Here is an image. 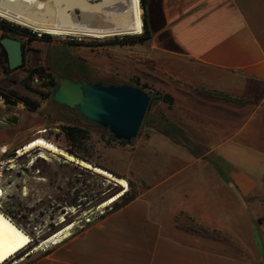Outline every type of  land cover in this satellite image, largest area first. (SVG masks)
<instances>
[{
	"label": "rangeland",
	"instance_id": "1",
	"mask_svg": "<svg viewBox=\"0 0 264 264\" xmlns=\"http://www.w3.org/2000/svg\"><path fill=\"white\" fill-rule=\"evenodd\" d=\"M87 1L96 4L102 0ZM152 6L148 4L146 18L153 38L144 44L117 41L125 36L139 35L97 39L48 34L51 38L44 40L41 35L47 33L28 28L36 37H18L24 45V66L14 70L4 62L0 46V118L19 119L16 124L0 127V187L3 190L0 210L11 214L12 219L32 235L34 244L68 225H73L68 234L82 231L89 224L85 221L87 218L92 222L105 212L98 206L123 188L93 169L40 148L19 154V149L38 137L65 151L72 146L61 131L62 125L69 124L54 119L44 110L48 100L59 107L54 101L57 88L51 86V81L58 85L68 75L90 76L105 82L139 84L151 94H169L168 88L179 87V81L161 65L163 51L157 32L162 21L158 6L154 5L155 10H151ZM76 12L80 13L79 10ZM30 74L34 76L30 77ZM205 92L217 104H225L226 111L231 112L230 117L224 118L222 132L200 131L199 117L195 113L184 114L193 135L177 132L170 126L168 117L177 118L182 106L177 107L175 99L172 106L153 100L145 123L143 121L138 136L131 143L114 140L107 129L90 122L82 114L77 115V120L70 125L80 124L89 130L87 139L73 148L114 176L127 180L129 190L126 193L129 195L144 189L153 173L160 175V166L167 163L179 165L200 159L225 169L228 178L242 172L255 182L254 191L247 200L255 220L264 224V95ZM28 101L31 105L40 104V107L30 109L26 105ZM219 134L226 136L223 141L232 140L255 148L257 152L246 157L258 169L246 171L239 166H230L217 152L209 153L210 146L222 141L217 138ZM186 137L192 140L190 145L194 142L203 149L192 151L187 148L184 145ZM43 153L45 156L42 157ZM47 246L26 257L22 253L4 264H48L46 257L52 248Z\"/></svg>",
	"mask_w": 264,
	"mask_h": 264
},
{
	"label": "crops",
	"instance_id": "2",
	"mask_svg": "<svg viewBox=\"0 0 264 264\" xmlns=\"http://www.w3.org/2000/svg\"><path fill=\"white\" fill-rule=\"evenodd\" d=\"M149 3L162 21L161 65L179 81L167 92L182 109L168 119L190 132L184 114H197L200 131H224L231 112L205 91L264 95V0ZM217 138L222 141L209 153L230 166L258 169L246 157L255 148ZM159 170L130 202L113 209L118 199L82 231L44 243L52 248L48 264H264V224L247 200L254 180L242 172L225 177V169L200 159Z\"/></svg>",
	"mask_w": 264,
	"mask_h": 264
},
{
	"label": "bare ground",
	"instance_id": "3",
	"mask_svg": "<svg viewBox=\"0 0 264 264\" xmlns=\"http://www.w3.org/2000/svg\"><path fill=\"white\" fill-rule=\"evenodd\" d=\"M76 10H79L77 14ZM0 17L7 21L29 28L35 32L50 34L54 37H91L97 39L143 33V9L141 0H102L91 4L87 0H0ZM40 148L76 160L75 156L57 147L43 137L35 138L19 149V154ZM45 156L44 153L41 155ZM101 175L114 179L123 188L103 201L98 208H104L120 199L128 190L127 180L112 175L107 170L83 162ZM3 190L0 187V198ZM73 225H68L38 244L32 235L10 216L0 210V264L18 255L23 257L37 251L44 243L54 241L60 234ZM58 241V240H57ZM22 257V258H23Z\"/></svg>",
	"mask_w": 264,
	"mask_h": 264
},
{
	"label": "water",
	"instance_id": "4",
	"mask_svg": "<svg viewBox=\"0 0 264 264\" xmlns=\"http://www.w3.org/2000/svg\"><path fill=\"white\" fill-rule=\"evenodd\" d=\"M142 9L144 10L143 7ZM0 43L7 52L9 68L14 70L22 66L24 62L22 41L12 36H3ZM150 100L147 92L128 84L104 86L89 84L86 81L76 82L70 78L62 79L54 93L55 102L77 108L87 120L107 129L114 139L127 143H131L138 136ZM5 118L8 116L0 118V127L5 126ZM18 120V117H14L11 122L16 124ZM75 158L76 160L66 159L88 168L82 164L86 161ZM109 179L118 184L116 180Z\"/></svg>",
	"mask_w": 264,
	"mask_h": 264
},
{
	"label": "trees",
	"instance_id": "5",
	"mask_svg": "<svg viewBox=\"0 0 264 264\" xmlns=\"http://www.w3.org/2000/svg\"><path fill=\"white\" fill-rule=\"evenodd\" d=\"M149 4V0H141V5L142 7L145 9V17L143 19V22H144V32L142 33V35H139V36H125L124 38L122 39H119L117 41H127L131 44H144L145 42H148L150 40H152L153 38V35L148 27V20L146 18V9H147V6ZM0 31L2 32V37L3 36H12V37H15V38H18V37H24V36H31V37H36V34L35 33H32L28 28H25V27H22L18 24H14V23H11V22H8L7 20H0ZM41 38L42 39H50L51 36L48 35V34H43L41 35ZM0 46L3 48V46L1 45L0 43ZM23 48H24V45H23ZM3 55H4V62L8 63V56H7V52L6 50L3 48ZM24 66V62L22 64V66L20 67H23ZM35 72H38V70H35ZM34 74H30V77H33ZM124 84H127V83H117L116 85L117 86H120V85H124ZM59 85V84H58ZM58 85L57 83H55L54 81H51V86H53L54 88H58ZM131 86H134V87H137V88H140L142 90L145 89V86H141L139 84H132ZM145 91V90H144ZM146 92V91H145ZM147 94L151 97V100H150V104H149V107H148V111L151 107V103L153 100H158V101H162V102H165L167 104H169V106H172L173 103H174V97L170 94H163L162 92H155L154 94H151V93H148ZM5 98L7 99L6 101L9 102L8 100V96L5 95ZM27 107H29L30 109L33 108V110H36L40 107V104H36V105H31L29 103V101L27 102ZM147 111V112H148ZM147 119V114H146V117L144 119V123ZM170 126H172L173 128H175V130L177 132H180V133H185L182 128H180L176 123L174 122H169ZM88 128L87 127H84L80 124H77V125H62L61 126V131L62 133L65 135V137L67 138V140L69 141V143L72 145L70 148H67L66 151L62 148H60L57 144V147L64 150L65 152L81 159V160H84L88 163H91L93 166H97V167H100V168H103L101 166H99L98 164H96L95 162H93L91 159H89L88 157L80 154L77 150H75L73 147L77 146L78 144H81L83 143L86 139H87V134H88ZM111 138L114 139V137L110 134ZM116 140V139H114ZM123 143H127L125 141H122ZM175 142L177 143H180L178 142L177 139H175ZM192 142V140L189 138V137H186V144H184L185 146H187V148L191 149L192 151H194L196 148H200V149H203V146H201L200 144H196L193 142L192 145H190ZM205 149V148H204ZM205 152V151H204ZM203 153V152H202ZM199 156V155H197ZM104 169V168H103ZM107 170V169H105ZM121 178V177H119ZM135 195H129V194H124L120 199H121V203H116L113 207V209H115L116 207L122 205V204H126L128 202H130L133 198H134ZM4 212V211H3ZM6 215L10 216L11 217V214L7 213V212H4ZM13 218V217H11Z\"/></svg>",
	"mask_w": 264,
	"mask_h": 264
},
{
	"label": "flooded vegetation",
	"instance_id": "6",
	"mask_svg": "<svg viewBox=\"0 0 264 264\" xmlns=\"http://www.w3.org/2000/svg\"><path fill=\"white\" fill-rule=\"evenodd\" d=\"M25 57V55H24ZM66 78H70L76 82H88L89 84H101L104 86L116 85L115 81H103L101 79H92L90 76H80V75H68ZM47 102V101H46ZM57 103V102H56ZM60 107H56L54 102H48L45 105V112L50 114L54 119L59 120L60 122L72 124L73 121L77 120L76 116L81 115L77 108H71L67 105H62L57 103Z\"/></svg>",
	"mask_w": 264,
	"mask_h": 264
},
{
	"label": "built area",
	"instance_id": "7",
	"mask_svg": "<svg viewBox=\"0 0 264 264\" xmlns=\"http://www.w3.org/2000/svg\"><path fill=\"white\" fill-rule=\"evenodd\" d=\"M104 212H101V215L103 214ZM86 223H90L91 222V219L90 218H87L86 220Z\"/></svg>",
	"mask_w": 264,
	"mask_h": 264
}]
</instances>
